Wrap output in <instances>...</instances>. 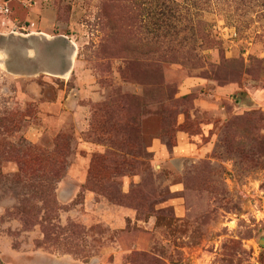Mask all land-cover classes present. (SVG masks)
Wrapping results in <instances>:
<instances>
[{"label":"rangeland","instance_id":"obj_1","mask_svg":"<svg viewBox=\"0 0 264 264\" xmlns=\"http://www.w3.org/2000/svg\"><path fill=\"white\" fill-rule=\"evenodd\" d=\"M138 1L0 0V264H264V0Z\"/></svg>","mask_w":264,"mask_h":264},{"label":"crops","instance_id":"obj_2","mask_svg":"<svg viewBox=\"0 0 264 264\" xmlns=\"http://www.w3.org/2000/svg\"><path fill=\"white\" fill-rule=\"evenodd\" d=\"M220 92L221 93H225V91L227 90V87H220ZM89 91V92H88ZM85 92L87 93L88 96H92L91 90L89 88L85 89ZM254 95L256 96H251L250 99L249 97L246 96L245 100L241 99V101H243V104H248L250 102V104L252 102H256L259 101L261 99V95L262 93L257 92ZM205 100H202L201 104H203ZM239 101V100H238ZM252 101V102H251ZM249 104V105H250ZM62 108V107H61ZM219 108V107H217ZM62 109H60L61 111ZM192 137L194 136H189V134L183 130H179L177 132V136H176V143L174 145L171 146V148H167V146L161 142L158 143H153V148H155V152L156 155L159 158L162 157H166L169 156L171 158H176V157H183V156H189V155H198V154H202L205 150L204 146H201L200 143L197 144L196 141H194V139H192ZM206 147V146H205ZM78 170V169H77ZM79 171V170H78ZM174 189L177 190V187H174ZM180 214V212H179ZM120 220V219H119ZM114 259L113 261L109 262L105 260L104 256L101 257H97L95 259H91L88 262H82L81 264H119V260H120V255H118V252L116 250V248H114L112 251ZM40 259H46V260H50L53 262H56L58 264H78L77 260L71 258H60V257H49V256H39Z\"/></svg>","mask_w":264,"mask_h":264},{"label":"trees","instance_id":"obj_3","mask_svg":"<svg viewBox=\"0 0 264 264\" xmlns=\"http://www.w3.org/2000/svg\"><path fill=\"white\" fill-rule=\"evenodd\" d=\"M133 3H132V5L134 6V8L136 9V10H138L139 9V7L140 8H142L143 7V3H144V1H138V0H131ZM156 7H157V23L159 22V23H163V25H166L167 27H168V25H171L170 23H169V19L167 18V16H165V13H166V11L165 10H167V7H166V9H165V7H163V6H161V5H159V4H157L156 5ZM155 7V8H156ZM137 14H140V13H136V15ZM138 16H136V18H137ZM131 62H129V65L132 63V61L136 64H139V65H141L144 69H146V68H148L147 66H149V67H151V66H155L156 68H158V69H160L161 68V66H160V63H159V61L157 60L156 62L154 61V60H152V61H148V60H145L144 59V57H138V58H136V59H133V60H130ZM126 73H128L129 75H130V72L129 71H125ZM108 124H111V122L110 121H107V120H105V118H104V115H99V120H98V122H97V126L98 127H104V126H106V125H108ZM95 159V164L94 165H96V166H99V167H102L101 166V164H102V160H103V158L102 157H99V156H96V157H94ZM94 162V161H93ZM103 168V167H102ZM107 170H109V169H107Z\"/></svg>","mask_w":264,"mask_h":264},{"label":"built area","instance_id":"obj_4","mask_svg":"<svg viewBox=\"0 0 264 264\" xmlns=\"http://www.w3.org/2000/svg\"><path fill=\"white\" fill-rule=\"evenodd\" d=\"M8 11H9V7H8V5L6 4V2H4L1 6H0V13H2V14H6V13H8ZM16 26L15 25H13V28H15Z\"/></svg>","mask_w":264,"mask_h":264}]
</instances>
